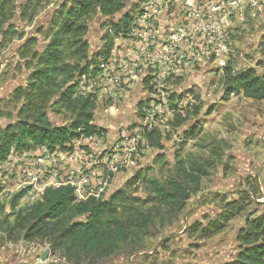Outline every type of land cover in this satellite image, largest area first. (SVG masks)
<instances>
[{
  "label": "rangeland",
  "instance_id": "rangeland-1",
  "mask_svg": "<svg viewBox=\"0 0 264 264\" xmlns=\"http://www.w3.org/2000/svg\"><path fill=\"white\" fill-rule=\"evenodd\" d=\"M6 1L0 9V127L15 118L18 104L12 100V93L25 85L35 65L32 53L44 49L52 30V11L63 0ZM141 1L131 0L125 10L132 8L135 12ZM238 22L230 32L228 59L235 69L253 67L264 76V4L255 13L247 6ZM107 35L110 32L105 18L92 17L87 34L90 56L104 49ZM189 81L196 85V109L185 111L189 114L181 121L179 114H165L163 124L169 126V131L165 129L163 148L149 145L140 154V166L132 172H118L112 183L113 193L125 189L129 197L139 200L133 203L135 206L159 216L153 218L140 240L121 246L96 264H227L239 250L237 233L245 219L264 211V100L242 95L223 99L222 70L214 64L193 74ZM143 97L146 94L139 98ZM48 117L56 126L66 123V116L61 113L49 111ZM105 126L106 132L116 126L111 125L107 115ZM178 165L184 169L195 165L204 174L184 208L172 217L156 207L142 178H176ZM137 173L140 179L126 187ZM4 174L0 170V175ZM19 191L12 178L0 185V264H40L38 257L43 251L53 255L49 264H70L62 259L60 251L52 252L48 242L27 241L12 229L10 200ZM241 191L249 194L244 211L229 220L220 232L204 237L202 229L210 227L227 202L240 199ZM29 203L30 199L24 196L16 209Z\"/></svg>",
  "mask_w": 264,
  "mask_h": 264
},
{
  "label": "trees",
  "instance_id": "trees-1",
  "mask_svg": "<svg viewBox=\"0 0 264 264\" xmlns=\"http://www.w3.org/2000/svg\"><path fill=\"white\" fill-rule=\"evenodd\" d=\"M130 1L63 0L56 5L50 17L52 30L48 42L42 52L32 53L35 65L25 85L16 87L12 93V100L18 107L15 118L0 127V162L12 148L27 151L44 145L54 149L81 134H99L104 130L91 123L94 98L89 94H76V77L95 75L98 60L107 58L113 39L127 33L134 13L132 8L125 10ZM6 2L0 0V9ZM116 14L121 15L114 19ZM96 15L105 18L110 35L106 36L104 49L90 56L87 34L89 21ZM0 16H3L1 11ZM222 87L226 100L231 95L264 100V76L253 67L235 69L229 59L222 68ZM49 111L65 115L66 123L52 124ZM177 117L184 120L183 115ZM147 137L151 147L163 148L165 135L147 133ZM190 169L178 165V177L164 181L142 178L156 207L165 209L168 216H176L198 189L204 172L195 165ZM139 174L131 177L126 187L138 181ZM23 195L24 191H20L10 200L14 216L12 229L27 241L48 242L52 252L60 251L62 259L70 264L101 262L121 246L140 240L153 218L159 216L157 212L155 216L135 206L133 203L139 200L129 197L125 189L116 190L107 199L91 197L75 202L69 186L48 187L42 200L16 209ZM246 200L249 194L241 191L240 199L227 202L210 227L202 229L203 236L223 230L229 220L244 211ZM237 241L239 250L227 264H264V211L245 219L237 233Z\"/></svg>",
  "mask_w": 264,
  "mask_h": 264
},
{
  "label": "built area",
  "instance_id": "built-area-1",
  "mask_svg": "<svg viewBox=\"0 0 264 264\" xmlns=\"http://www.w3.org/2000/svg\"><path fill=\"white\" fill-rule=\"evenodd\" d=\"M263 4L264 0H142L127 33L114 38L106 59L99 58L96 74L76 77V94L91 95L94 115L102 110L111 119L119 113L125 89L140 86L146 97L119 126L115 123L118 128L109 139L106 126L96 124L104 129L101 133L81 134L62 147L10 149L0 162L5 173L0 185L12 178L29 204L42 200L46 188L59 186H69L75 202L107 199L113 193L114 175L140 166V154L149 148L147 133L164 137L169 131L163 124L165 114L184 116L197 105L193 88L180 92L176 78L206 60L222 70L235 18L243 16L247 6L255 13ZM52 258L43 251L38 260L49 264Z\"/></svg>",
  "mask_w": 264,
  "mask_h": 264
},
{
  "label": "crops",
  "instance_id": "crops-1",
  "mask_svg": "<svg viewBox=\"0 0 264 264\" xmlns=\"http://www.w3.org/2000/svg\"><path fill=\"white\" fill-rule=\"evenodd\" d=\"M243 16L239 17V18H235L234 24L239 23L238 20L242 19ZM228 60V57H227ZM214 64V66L218 67L217 63L213 60H206L205 62L201 63L200 65H196L193 67H189L186 72L184 73V75L182 77L176 78L174 84L176 87H178L179 91L181 92L182 90H185L186 88L190 87L193 88V91H195V84L194 83H190L189 79L193 74H198L199 71H203L205 69H208L210 66H212ZM198 68V69H196ZM219 68V67H218ZM221 70V69H220ZM133 72V69L130 68V73ZM180 81L177 82L176 81ZM179 83V84H178ZM126 91L124 92V95L122 97V100L120 102L119 105V113L118 115L114 118L111 119V124H117L119 126V122L125 118L127 119L130 115L131 112L133 111L135 105L139 102V97L142 96L141 93V87L140 86H134V87H129L128 89H125ZM138 98V100H137ZM137 100V101H136ZM94 116L97 117L93 118V124L96 126L100 125V124H104L101 126L105 127V117L106 115H104L102 113V110L100 112H98L97 114H95ZM117 125L116 126H112L107 134V138H111L114 133L117 130ZM110 127V126H109ZM107 128V127H105Z\"/></svg>",
  "mask_w": 264,
  "mask_h": 264
},
{
  "label": "water",
  "instance_id": "water-1",
  "mask_svg": "<svg viewBox=\"0 0 264 264\" xmlns=\"http://www.w3.org/2000/svg\"><path fill=\"white\" fill-rule=\"evenodd\" d=\"M42 258H44V255H42ZM54 264H65V263H54Z\"/></svg>",
  "mask_w": 264,
  "mask_h": 264
}]
</instances>
